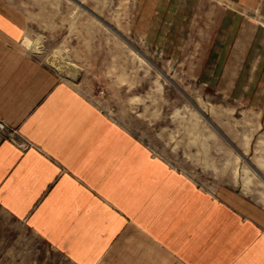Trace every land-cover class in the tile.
<instances>
[{
	"label": "crops",
	"instance_id": "1",
	"mask_svg": "<svg viewBox=\"0 0 264 264\" xmlns=\"http://www.w3.org/2000/svg\"><path fill=\"white\" fill-rule=\"evenodd\" d=\"M188 1H141L146 27L194 46L208 25L200 60L217 65L203 74L264 123V0H218V20L196 25ZM22 32L0 0V121L14 132L0 141L1 216L70 264H264L263 211L150 154L28 53Z\"/></svg>",
	"mask_w": 264,
	"mask_h": 264
},
{
	"label": "rangeland",
	"instance_id": "2",
	"mask_svg": "<svg viewBox=\"0 0 264 264\" xmlns=\"http://www.w3.org/2000/svg\"><path fill=\"white\" fill-rule=\"evenodd\" d=\"M1 1L22 18L26 51L150 154L199 189L229 186L264 212V123L239 104L243 98L218 90L217 76L203 74L202 67L216 73L217 65L200 60L208 25H200L205 36L194 38L198 45H188L184 31L178 44L167 37L161 44L153 21L146 27L143 0ZM187 5L190 24L218 20V0ZM0 264L70 263L0 215Z\"/></svg>",
	"mask_w": 264,
	"mask_h": 264
},
{
	"label": "built area",
	"instance_id": "3",
	"mask_svg": "<svg viewBox=\"0 0 264 264\" xmlns=\"http://www.w3.org/2000/svg\"><path fill=\"white\" fill-rule=\"evenodd\" d=\"M13 131L8 130L3 122L0 121V141L3 138H10L13 136Z\"/></svg>",
	"mask_w": 264,
	"mask_h": 264
}]
</instances>
